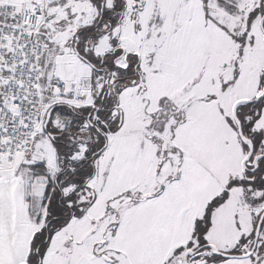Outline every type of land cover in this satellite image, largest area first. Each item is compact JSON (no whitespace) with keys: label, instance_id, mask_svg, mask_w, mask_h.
Wrapping results in <instances>:
<instances>
[{"label":"snow or ice","instance_id":"snow-or-ice-1","mask_svg":"<svg viewBox=\"0 0 264 264\" xmlns=\"http://www.w3.org/2000/svg\"><path fill=\"white\" fill-rule=\"evenodd\" d=\"M0 264H264V0H0Z\"/></svg>","mask_w":264,"mask_h":264}]
</instances>
